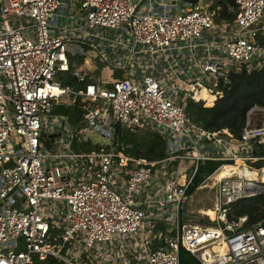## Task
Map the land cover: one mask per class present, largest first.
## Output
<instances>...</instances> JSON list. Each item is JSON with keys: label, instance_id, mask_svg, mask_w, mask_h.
<instances>
[{"label": "built area", "instance_id": "1", "mask_svg": "<svg viewBox=\"0 0 264 264\" xmlns=\"http://www.w3.org/2000/svg\"><path fill=\"white\" fill-rule=\"evenodd\" d=\"M77 5L82 24L58 33L53 25L62 0H0V264L48 256L55 264H180L179 247L199 264H264V217L247 223L246 214L227 215L231 203L255 194L258 181L232 170L216 176L237 162L239 169L264 173L252 167L264 161V111L257 110L258 125H249L246 114L237 149L215 138H233L226 129L205 131L184 111L185 99L210 106L231 74L264 65V46L256 42L264 33V0H233V17L217 22L191 0ZM179 48L194 57L190 81L170 72L173 62L166 75L144 70L151 57H170ZM73 54L112 63L123 74L104 86L71 63ZM65 73L83 86L62 85ZM77 100L83 124L52 112L55 104ZM115 128L153 130L168 153L154 160L133 156L129 143L113 142ZM88 130L104 142L94 143ZM203 139L219 144L214 154L200 150ZM72 142L99 149L75 151ZM247 143L258 145L261 156ZM177 159L193 161L187 176L175 165L167 170ZM205 160L220 161L204 178L213 179L214 200L211 214L200 210L203 221L192 222L183 215L186 189Z\"/></svg>", "mask_w": 264, "mask_h": 264}, {"label": "trees", "instance_id": "2", "mask_svg": "<svg viewBox=\"0 0 264 264\" xmlns=\"http://www.w3.org/2000/svg\"><path fill=\"white\" fill-rule=\"evenodd\" d=\"M233 0H215L216 6L220 5L219 15L226 19L233 17V12L226 8L232 5ZM256 42L264 46V33L256 35ZM80 57L77 59L80 62ZM62 85H69L72 88L83 86V82H78L75 77L65 73L61 77ZM252 106L264 107V65L259 69L249 72L241 70L230 75V83L223 89L221 95L216 98L210 106H204L201 101L194 102L186 99L184 111L187 118L197 124L205 131L213 132L226 129L234 139L239 138L240 131L244 126L246 112ZM53 113L63 114L67 122L71 125L82 123L84 110L82 104L77 100L74 104L64 106L55 104ZM128 131H121L115 128L112 139L116 143H129L128 153L142 157L147 160L162 158L165 153L164 140L154 131H144L141 135H129ZM144 133V134H143ZM75 151L98 150V145L90 142H72ZM261 149L258 145L252 146V155L261 156ZM264 161L258 159L254 162L255 167H260ZM220 164V161L205 160L198 163L195 173L186 189V194L190 195ZM255 174V173H253ZM246 214V222L251 223L264 217V192L256 193L250 197L238 199L229 205L228 217H236ZM180 264H199V262L183 247L178 249ZM54 257L42 259L34 258L30 264H55Z\"/></svg>", "mask_w": 264, "mask_h": 264}, {"label": "crops", "instance_id": "3", "mask_svg": "<svg viewBox=\"0 0 264 264\" xmlns=\"http://www.w3.org/2000/svg\"><path fill=\"white\" fill-rule=\"evenodd\" d=\"M160 1L164 2L165 0H160ZM191 1L192 2H200V3L204 4L205 7L212 13L214 21L217 22L219 19H224L223 17H221L219 15L220 5L216 6L215 0H191ZM77 3H78V0H62V8L60 10V16H59L60 18H58L56 16V21H55V24L53 25V27H55L56 32L59 33L63 29L74 30L76 27H78L82 24V22H83L82 14L80 11H78L76 9L78 6ZM170 3H173V1H171ZM228 7L226 8L227 10H228ZM73 11L75 13H73ZM50 18H51V23L53 24L55 16L52 15V16H50ZM106 35L107 36L108 35L109 36H115L118 38H120V36H121L115 32H111V31L107 32ZM123 39H124V37H123ZM76 40H77V42H81V40H78V39H76ZM176 46H177V43H176ZM83 47L85 48V46H83ZM188 53L189 52L187 49L185 50V48H179V50H176V49L173 50L172 56H170V57L169 56L168 57H163V56L151 57L148 61L149 64H147V66L144 67V70L145 71H147V70L151 71L155 75L161 74V73L166 75L169 73V70H170V72L176 73L177 78L184 79L185 81H190L191 80V78H189L190 73H191V71L192 72L195 71L196 68L192 63L194 57L189 56ZM195 55H199L198 50L196 51ZM79 56H80L81 60H80L78 65L74 64L75 66H80L81 68H83L87 71H93L95 69L94 60L90 61L85 56H82V55H79ZM132 58L133 59H137V58L143 59V58H145V56L144 55H133ZM195 58H196V56H195ZM171 63H172V65H171ZM109 65L113 66L112 63H110ZM168 65H171V67H169V70H168ZM114 68H116V67H114ZM121 72H122V70H121ZM122 74H123V72H122ZM131 77L134 78L135 74H132ZM94 78H96V77H94ZM98 78L101 80V82L104 86H108L107 81H109L110 79H102L101 77H98ZM160 79H161V83H165V80L163 78H160ZM179 94H181V92H179ZM184 103H185V101H184ZM49 136H51V135L49 134ZM164 144H165V142H164ZM203 144L201 145L200 150L202 151V148H204L206 150V152H209L211 150V146H212V148L214 146V143L212 144L209 141L204 142V139H203ZM208 144H210V145H208ZM71 147H72V145H71ZM230 147L233 149H237L236 143H232L230 145ZM165 155H167V154H165ZM217 167H219V165ZM241 171L244 174L243 169L242 170L239 169L238 173H240ZM248 174H250V176H255V177L259 178V175L256 176V174H253L251 172H249ZM183 215L186 218V220L191 221L189 219V217H188L189 215L187 214L185 209H184ZM153 228H154V226H153Z\"/></svg>", "mask_w": 264, "mask_h": 264}, {"label": "rangeland", "instance_id": "4", "mask_svg": "<svg viewBox=\"0 0 264 264\" xmlns=\"http://www.w3.org/2000/svg\"><path fill=\"white\" fill-rule=\"evenodd\" d=\"M83 56V55H82ZM80 56H75L74 54L69 56V60L71 61L72 64H76L78 65L79 62L77 61V59ZM93 58H91L92 60ZM94 64H95V69L90 73L93 77H101L102 79H117L122 75V72L119 68H114V66L109 65L108 63L102 61L99 58H95L94 59ZM250 71V70H249ZM248 71V72H249ZM61 76V75H60ZM216 100V99H215ZM214 100V101H215ZM213 101V102H214ZM213 104V103H212ZM257 110H263L264 111V107L261 106H252L247 112L246 114L249 115V125H258L261 123L262 121V112L261 111H257ZM63 115V114H62ZM65 116V115H63ZM66 117V116H65ZM144 131H152L150 129H137L134 132H127L129 135H141L142 132ZM145 133V132H144ZM143 133V134H144ZM86 135L92 139V141L94 143H102L104 142V140L96 133L88 130L86 131ZM163 139V137H162ZM214 142V141H213ZM210 145V144H208ZM248 146L252 145L251 143H247ZM254 145V144H253ZM252 145V146H253ZM219 144L218 143H214V146L212 148L211 146V150L208 152L209 154H214L215 153V147H218ZM251 146V147H252ZM203 152H206V150L204 148H202ZM179 153H183L184 149L180 148L178 150ZM186 162V163H185ZM247 164V163H246ZM264 164V163H263ZM170 165H175L177 168V172L178 173H184L186 176L189 173V170L191 169V166L193 165V161L192 160H185V159H177L175 162L171 161L168 163L167 170L171 171L173 170L174 166H170ZM231 166V170L234 172H238L239 167H237L236 165H228ZM252 167H255L254 165ZM262 167H264L262 165ZM244 174L250 176L249 171L248 170H243ZM262 172L259 171L257 172V174H261ZM264 175V173H262ZM257 180V179H256ZM212 178L209 179H204L202 181V183L188 196V198L186 199L185 203H184V209L187 212V214L189 215V219L192 222H198V218H200L199 216L202 217L200 210H204L203 212L206 213H210L211 212V208H212V204H213V200H214V194H215V187L214 185H212ZM258 183L257 185H264V177H263V181H261L260 179L257 180ZM261 183V184H260ZM191 210V211H190ZM58 220L56 222H59V213H56ZM209 222H212V220L208 219ZM50 231V235L53 236L55 234V228L52 227V225H50L49 228Z\"/></svg>", "mask_w": 264, "mask_h": 264}, {"label": "water", "instance_id": "5", "mask_svg": "<svg viewBox=\"0 0 264 264\" xmlns=\"http://www.w3.org/2000/svg\"><path fill=\"white\" fill-rule=\"evenodd\" d=\"M215 138H220L221 140H229L230 142H232V143H238L239 142V140H237V139H234V138H227V136H225V135H220V134H217V135H215ZM207 140L206 139H204V142H206ZM208 141H210V140H208ZM164 153L165 154H167L168 153V150L167 149H165V151H164ZM260 192H264V185H255V190H254V193L256 194V193H260ZM203 221V219H201V218H198V222H202Z\"/></svg>", "mask_w": 264, "mask_h": 264}, {"label": "bare ground", "instance_id": "6", "mask_svg": "<svg viewBox=\"0 0 264 264\" xmlns=\"http://www.w3.org/2000/svg\"><path fill=\"white\" fill-rule=\"evenodd\" d=\"M236 165H240L239 162L236 163ZM230 170H231V167L228 166V165H223L217 172H216V176L218 177H222V176H225L226 174H229L230 173ZM242 170V169H241ZM247 170V169H246ZM245 170V171H246ZM242 173V171L240 172ZM245 175V174H244ZM246 177H250L252 179H257V180H261L263 181V177L264 175L261 173L259 174V178L258 177H255V176H248L247 174L245 175ZM256 176H258V174H256ZM211 214V212H210Z\"/></svg>", "mask_w": 264, "mask_h": 264}]
</instances>
